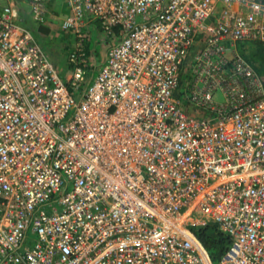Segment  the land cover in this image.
Returning a JSON list of instances; mask_svg holds the SVG:
<instances>
[{
    "label": "built area",
    "instance_id": "1",
    "mask_svg": "<svg viewBox=\"0 0 264 264\" xmlns=\"http://www.w3.org/2000/svg\"><path fill=\"white\" fill-rule=\"evenodd\" d=\"M66 1L63 77L0 2V264H264V79L237 48L264 0ZM93 25L122 33L89 82Z\"/></svg>",
    "mask_w": 264,
    "mask_h": 264
},
{
    "label": "rangeland",
    "instance_id": "2",
    "mask_svg": "<svg viewBox=\"0 0 264 264\" xmlns=\"http://www.w3.org/2000/svg\"><path fill=\"white\" fill-rule=\"evenodd\" d=\"M67 6H68V11H69L70 7H69L68 2H67ZM65 14L67 15L68 13L65 12ZM47 20L44 24H39V25L36 24V27H38L39 30H40V26L49 27L48 31L46 30L42 31L43 34L37 33L34 25L31 26L30 29L34 31L40 44L43 46V48L45 49L49 57L53 60L59 74L63 77L65 76L67 70H70L72 68V66L69 63V59H68V53H69V45H68L69 42L68 41L70 40L69 39L70 31L60 26V22L59 20H57V17L53 18V20L48 21L49 23L47 22ZM90 32H92V35L87 41V44L89 47V52H88L89 65L87 66V79L88 80L94 77L95 74H97L98 70L105 63L107 59L109 47L113 45L114 43L118 42L120 40L119 36H121V33H119L118 30H115L116 33L114 34H108L107 31L103 30L98 25L96 26L93 25V27H91V30L89 31V34H91ZM257 41H261V40L255 39L251 41L249 40L245 42H238L237 48L240 52H242L243 50L245 52L247 51L249 60L254 65V67L255 68L258 67V70H259V68L263 69L264 56L258 51L256 54L255 52H253L255 48L254 43H257ZM254 54H255V57H254ZM185 66L187 68H190L189 61L186 62ZM92 80L93 78L89 82H92ZM186 80H187V76L184 75V82ZM89 85L90 83H88V86ZM85 86L86 84L81 85L80 87L81 91L85 89Z\"/></svg>",
    "mask_w": 264,
    "mask_h": 264
},
{
    "label": "trees",
    "instance_id": "3",
    "mask_svg": "<svg viewBox=\"0 0 264 264\" xmlns=\"http://www.w3.org/2000/svg\"><path fill=\"white\" fill-rule=\"evenodd\" d=\"M18 4L21 20L20 22L27 26L28 28H31V26H35V23L30 20V17L26 15V7L23 0H15ZM116 30L119 31V28H116ZM120 32V31H119ZM251 41V40H250ZM254 51L255 54L260 52L264 56V42L263 41H257V43H254ZM247 60H249L248 52L242 51L241 52ZM254 54V57H255ZM250 61V60H249ZM251 62V61H250ZM259 74L264 79V64L263 69L256 67ZM197 236L204 244L205 248L207 249L211 259L213 262H219L223 256V254L226 252L227 248L231 244V238L230 236L223 231L219 224L213 221H207L204 224H201L194 228Z\"/></svg>",
    "mask_w": 264,
    "mask_h": 264
},
{
    "label": "crops",
    "instance_id": "4",
    "mask_svg": "<svg viewBox=\"0 0 264 264\" xmlns=\"http://www.w3.org/2000/svg\"><path fill=\"white\" fill-rule=\"evenodd\" d=\"M7 1H10V0H0L1 3H7ZM13 1L17 4V2L15 0H13ZM46 1H47V6H48L49 12H50V14L48 15V18H47L48 19L47 22L50 21V20H53V18L57 17V20H59L60 26H61L62 20L65 19L68 16V14L70 13V8H69V11H68V6H67L66 0H46ZM23 2L25 3V7H26V15H28L30 17V20H32L31 13H30L29 0H23ZM51 5H53L54 7L51 6ZM17 7H18V4H17ZM18 9H19V7H18ZM52 11H53V13H52ZM65 12H67L68 14L66 15ZM19 13H20V10H19ZM52 14H54V15H52ZM20 19H21V15H20ZM35 28H36L37 33L43 34L42 31H44V30L48 31L49 27L40 26V30H39L38 27H36V23H35ZM90 30H91V28H89V31ZM119 31H120L119 33H122V31L120 29H119ZM90 33L92 35V32H90ZM69 39L70 40L68 41L69 42L68 45H69V49H70L71 43H72V33L71 32H70ZM87 52H89L88 45H87Z\"/></svg>",
    "mask_w": 264,
    "mask_h": 264
}]
</instances>
